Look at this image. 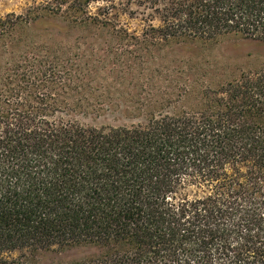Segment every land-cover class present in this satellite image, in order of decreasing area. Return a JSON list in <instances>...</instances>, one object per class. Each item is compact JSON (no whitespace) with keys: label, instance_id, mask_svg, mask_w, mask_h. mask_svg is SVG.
<instances>
[{"label":"trees","instance_id":"trees-1","mask_svg":"<svg viewBox=\"0 0 264 264\" xmlns=\"http://www.w3.org/2000/svg\"><path fill=\"white\" fill-rule=\"evenodd\" d=\"M90 2L103 4L93 14ZM43 9L114 28L115 16L139 15L145 37L163 41L233 33L264 42V0H53ZM19 21L30 18L0 19ZM7 69L0 264L81 243L107 250L70 264H264V69L207 90L201 109L129 126L57 118L65 71L52 63Z\"/></svg>","mask_w":264,"mask_h":264},{"label":"rangeland","instance_id":"rangeland-1","mask_svg":"<svg viewBox=\"0 0 264 264\" xmlns=\"http://www.w3.org/2000/svg\"><path fill=\"white\" fill-rule=\"evenodd\" d=\"M53 0H0V19L27 15L11 27L0 23V89L7 68L53 64L65 71L56 83L63 99L56 117L90 126H129L160 114L201 109L205 93L237 79L242 72L264 69V42L239 34L214 39L145 37L139 15L119 14L115 24L74 21L43 9ZM102 2H90L97 13ZM157 24V20H153ZM6 76V77H5ZM107 248L81 243L23 250L13 257L28 264H70L102 255Z\"/></svg>","mask_w":264,"mask_h":264}]
</instances>
